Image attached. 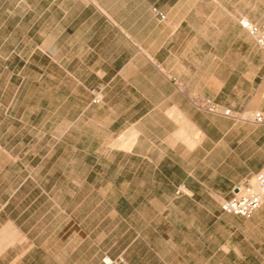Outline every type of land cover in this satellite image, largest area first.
Returning a JSON list of instances; mask_svg holds the SVG:
<instances>
[{
  "label": "crops",
  "instance_id": "1",
  "mask_svg": "<svg viewBox=\"0 0 264 264\" xmlns=\"http://www.w3.org/2000/svg\"><path fill=\"white\" fill-rule=\"evenodd\" d=\"M243 18L264 0H0V264H264V202L222 209L264 128L194 104L264 110Z\"/></svg>",
  "mask_w": 264,
  "mask_h": 264
},
{
  "label": "built area",
  "instance_id": "2",
  "mask_svg": "<svg viewBox=\"0 0 264 264\" xmlns=\"http://www.w3.org/2000/svg\"><path fill=\"white\" fill-rule=\"evenodd\" d=\"M153 11L160 19H165L166 15L159 12L156 7H153ZM240 23L264 50V25L260 26L247 18H243ZM93 93V102L97 103L102 100L100 89H94ZM197 103L211 113H220L226 117H236L238 115L234 109L224 106L211 98H198ZM244 119L257 124H264V110L247 112L244 115ZM254 178L256 187L252 185L250 181L237 184L233 188L231 195L222 202V209L224 212L248 218L261 207L264 202V168L257 172ZM103 261L105 264L116 263L109 257H104Z\"/></svg>",
  "mask_w": 264,
  "mask_h": 264
},
{
  "label": "rangeland",
  "instance_id": "3",
  "mask_svg": "<svg viewBox=\"0 0 264 264\" xmlns=\"http://www.w3.org/2000/svg\"><path fill=\"white\" fill-rule=\"evenodd\" d=\"M197 100H198V99H195L194 104H195L196 107H198L200 110H203V111H205V112H207V113H210V114H215V115H218V116L226 117V116H224V115H222V114H220V113H211V112L207 111L206 109L202 108V107L197 103ZM249 111H254V110H249ZM236 112L238 113V115H237L236 117H228L229 119H231V121H232L233 123H238V124H240V123H251V124H254V125L263 126V128H264V124H257V123H254V122H252V121H249V120L243 119L244 115H245L248 111H246V112H238V111H236ZM226 118H227V117H226ZM255 175H256V173L253 174V176L250 177V178H248L247 180H244V182H248L249 180L252 181V180L254 179ZM244 182H241V183H244Z\"/></svg>",
  "mask_w": 264,
  "mask_h": 264
},
{
  "label": "bare ground",
  "instance_id": "4",
  "mask_svg": "<svg viewBox=\"0 0 264 264\" xmlns=\"http://www.w3.org/2000/svg\"><path fill=\"white\" fill-rule=\"evenodd\" d=\"M244 119V117H243ZM252 185H254L256 187V181H255V178L251 181Z\"/></svg>",
  "mask_w": 264,
  "mask_h": 264
}]
</instances>
